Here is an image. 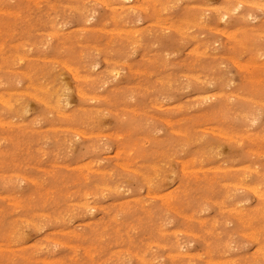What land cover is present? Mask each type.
<instances>
[{"label": "rangeland", "instance_id": "rangeland-1", "mask_svg": "<svg viewBox=\"0 0 264 264\" xmlns=\"http://www.w3.org/2000/svg\"><path fill=\"white\" fill-rule=\"evenodd\" d=\"M0 98V264H264V0H0Z\"/></svg>", "mask_w": 264, "mask_h": 264}, {"label": "bare ground", "instance_id": "bare-ground-1", "mask_svg": "<svg viewBox=\"0 0 264 264\" xmlns=\"http://www.w3.org/2000/svg\"><path fill=\"white\" fill-rule=\"evenodd\" d=\"M98 1V0H97ZM238 1H240V0H238ZM248 4V3H247ZM128 5V4H127ZM113 6H115V5H113ZM112 8V7H111ZM106 30V29H105ZM123 31V30H122ZM111 32V31H110ZM118 32V31H117ZM233 32V31H232ZM49 33V32H48ZM137 38V37H136ZM21 56V55H20ZM22 57V56H21ZM20 58V57H19ZM235 65V64H234ZM262 65V64H261ZM95 66V65H94ZM67 67V66H66ZM68 69V68H67ZM70 69V68H69ZM111 71H113V70H111ZM69 72H71V71H69ZM111 73V72H110ZM61 74V73H60ZM76 78H77V76H76ZM83 78V77H82ZM68 91V90H67ZM82 93V92H81ZM62 95H63V93H61ZM60 94V95H61ZM82 95V94H81ZM80 96V95H79ZM54 97V96H53ZM52 97V98H53ZM58 98V97H57ZM50 99V98H49ZM54 99H56V98H54ZM65 100V99H64ZM0 101H1V98H0ZM2 102V104H3V100L1 101ZM67 102V101H66ZM64 103V102H63ZM7 104H9V103H7ZM32 104V103H31ZM57 104H59V102H57ZM56 104V105H57ZM4 105V104H3ZM48 105V104H47ZM52 108V107H51ZM60 108V107H59ZM54 109V108H53ZM22 112V111H21ZM251 112V111H250ZM248 113V112H247ZM255 115V114H254ZM245 117V116H244ZM9 120V119H8ZM258 122V121H257ZM254 123V122H253ZM4 124V123H3ZM256 124V123H255ZM249 125V124H248ZM73 130V129H72ZM74 131V130H73ZM212 131V130H211ZM78 132V131H77ZM177 133V132H176ZM79 134H80V131H79ZM99 134V133H98ZM225 136V135H224ZM118 137V136H117ZM230 138V137H229ZM204 139V138H203ZM84 165V164H83ZM80 166V165H79ZM119 166V165H118ZM72 167V166H71ZM126 168V167H125ZM248 177V176H247ZM234 185V184H233ZM238 186H239V184H238ZM241 186V185H240ZM255 187V186H254ZM253 193V192H252ZM255 193V192H254ZM260 194V193H259ZM151 196V195H150ZM154 196H157V195H154ZM259 197V196H258ZM76 203V202H75ZM88 206V205H87ZM248 232V231H247ZM253 249H255V248H253ZM179 251V250H178ZM178 254V253H177ZM180 254V253H179ZM219 262V261H218Z\"/></svg>", "mask_w": 264, "mask_h": 264}]
</instances>
